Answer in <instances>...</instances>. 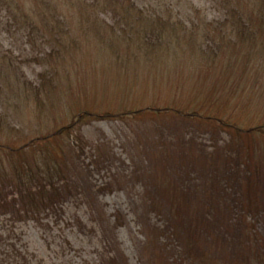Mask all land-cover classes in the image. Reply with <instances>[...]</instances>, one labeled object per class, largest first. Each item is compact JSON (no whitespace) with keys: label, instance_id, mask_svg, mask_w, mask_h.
<instances>
[{"label":"rangeland","instance_id":"obj_1","mask_svg":"<svg viewBox=\"0 0 264 264\" xmlns=\"http://www.w3.org/2000/svg\"><path fill=\"white\" fill-rule=\"evenodd\" d=\"M136 1L155 5L174 30L142 27L149 15L154 21L148 11L117 21L83 4L62 31L42 15L41 32L30 36L0 19V264H196L185 246L190 231L173 226L184 216L197 248L226 264L247 253L245 228L264 243L261 133L233 137L178 115L218 96L223 118L264 128V42L229 48L201 36L188 49L190 22L223 17L217 0ZM55 130L48 151L39 142L25 146ZM242 138H256L255 148ZM8 146H25L24 158L6 157ZM46 153L63 161L51 178L60 196L32 210L22 195L51 189ZM246 155L258 165L261 199L249 219L240 188L249 174L241 164ZM20 162L30 179L17 184L12 163Z\"/></svg>","mask_w":264,"mask_h":264},{"label":"trees","instance_id":"obj_2","mask_svg":"<svg viewBox=\"0 0 264 264\" xmlns=\"http://www.w3.org/2000/svg\"><path fill=\"white\" fill-rule=\"evenodd\" d=\"M30 1V2H29ZM28 9L26 8L24 2L25 0H0V19H5L6 25L12 27L13 25H18L23 30H28L29 36L31 35V31H39L41 32L39 19L42 18L47 19V23L50 20L54 25H57L60 31L66 26L64 25L65 19L67 15L74 13L77 8L73 9L75 6H80L81 4L86 5V7L97 13H109L113 15V17H117V21L119 18L122 20H127L130 18H136V12H147L148 14H154V21L152 22V15H149L151 19L147 21L148 23L142 24V27L151 26L154 24L153 28L159 33L169 32L170 30H174L173 23L171 24L169 21H163L160 15L156 14V10H154L155 5L151 2L147 4L144 8H140L136 0H29ZM161 1V0H159ZM168 1V0H167ZM181 1V0H180ZM175 2L178 3V0ZM169 3L175 5L174 2L169 1ZM246 3V8L243 7V4ZM217 4L220 6V9L223 10L224 13L222 18L219 20L212 21L209 24H205L201 18L198 19V24L191 23L190 33L188 37H185V42L188 49H191L192 45L200 44L201 41H198L199 38H204L206 40H212L214 42H221L227 44V46L235 48L239 45L246 44V42L250 41V43L254 46L255 44H261L264 42L263 34H264V0H217ZM172 8L169 11H173ZM162 6H165L164 3ZM67 7V8H66ZM157 6L156 8H158ZM40 10L41 12H38ZM88 10V9H87ZM161 11V9H160ZM26 12V13H25ZM133 12V13H132ZM132 13V14H131ZM135 13V15H133ZM193 13L196 15L195 17L199 18L201 15V10L198 8H194ZM23 15V17L21 16ZM131 14V15H130ZM42 15V18H41ZM176 19V18H175ZM140 21V19H138ZM144 23V22H143ZM168 23V24H167ZM181 23V22H180ZM22 27H21V26ZM207 26L213 30L214 35H207L210 31L205 33V36L202 34L201 26ZM44 25V27H47ZM54 26V27H57ZM172 27V28H171ZM185 29L188 28L185 26ZM48 28L53 29V26H49ZM149 28V27H148ZM147 28V29H148ZM178 29V28H177ZM45 30V29H44ZM151 30V29H149ZM148 30V31H149ZM171 32V31H170ZM172 35V34H171ZM38 36V34H37ZM199 37V38H197ZM39 38V37H38ZM197 38V39H195ZM204 40V42L206 41ZM56 41V40H55ZM36 43V40H34ZM184 43V42H183ZM250 46V45H249ZM54 52V48L52 49ZM195 102V101H194ZM203 104H200L198 107L193 106L190 114L185 111L179 110L178 115L181 117L188 116L190 119L199 120L202 119L204 124L200 123V125H204L208 128L211 126H215L219 129L227 130L232 134L233 137L240 138L242 135L249 136V138H253L254 134L258 132L263 136L264 141V128L256 127L250 129L248 126L237 125L238 121L229 120L224 115L225 110H223L224 104H219V97L214 96L211 99H206L202 101ZM205 103V104H204ZM206 105V106H203ZM136 112H134L135 114ZM90 112L85 110L84 115H89ZM216 122V123H213ZM65 129V128H64ZM61 129V131L69 133V131ZM56 131V130H55ZM55 131L51 134H46L44 136L35 137L29 144L25 146H30L32 144H38L36 142L42 143L40 147H43V153L48 151L47 145L51 144V140L56 139L60 131ZM255 139H252L250 144H247L243 138L241 141L247 147L255 148L257 142ZM24 148H18L16 146H8V149L5 150L6 157L12 158L18 156L19 159L24 158ZM252 151H250L251 153ZM255 152V151H254ZM253 152V153H254ZM251 153V154H253ZM1 157V155H0ZM46 172L44 173V182L51 185V189H48L47 186L42 185L41 190L37 191L38 196L32 194L31 191L26 192L22 195L23 203L25 205H29L32 210H37L41 207V204L48 200L50 203L54 201L55 197H59L58 188L56 187V183L51 181L52 178V170L53 168L59 166L61 169L63 161L60 160V157L54 153H46ZM25 163V162H24ZM24 163H12V167L14 168L13 178H11L12 182H16L17 184L22 183L23 178L30 179L25 175L27 172V167ZM247 169H249V174L241 181V192H242V207L244 211L245 219H249L250 217H254L261 208V199H260V188L259 181L257 175L258 165L255 164V160L250 155H246L244 159H242V163ZM62 171V170H61ZM24 172V175H23ZM47 173V174H46ZM48 189V190H46ZM167 190H165V194ZM185 212V211H184ZM186 213V212H185ZM193 215V213H192ZM186 216L183 218L175 219L173 222V226L175 230H182L183 232L186 230L190 231L188 237L186 238L185 246L189 249V258L195 262L196 264H226L223 260L214 257L211 252H208L204 249H198V239L197 233L194 232V229L186 222ZM247 227V226H246ZM252 227L245 228L246 230V238L250 239V243L248 245L247 253L245 254L242 260L236 261V264H264V243H261V237L253 232ZM263 246H262V245ZM195 248V249H194ZM194 249V251L192 250Z\"/></svg>","mask_w":264,"mask_h":264}]
</instances>
